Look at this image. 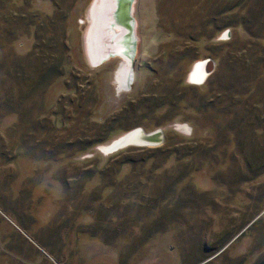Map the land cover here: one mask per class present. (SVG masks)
<instances>
[{
	"label": "rangeland",
	"instance_id": "1",
	"mask_svg": "<svg viewBox=\"0 0 264 264\" xmlns=\"http://www.w3.org/2000/svg\"><path fill=\"white\" fill-rule=\"evenodd\" d=\"M92 1L0 0V264H255L264 0H131L127 87ZM135 128L161 140L102 151Z\"/></svg>",
	"mask_w": 264,
	"mask_h": 264
},
{
	"label": "bare ground",
	"instance_id": "2",
	"mask_svg": "<svg viewBox=\"0 0 264 264\" xmlns=\"http://www.w3.org/2000/svg\"><path fill=\"white\" fill-rule=\"evenodd\" d=\"M122 2L123 0L92 1L88 11L89 26L85 35V46L88 59L92 64H96L102 57H106L109 49H112L117 55H121L122 62L116 70L115 80L118 87H127L132 78L130 60L135 50L130 40L133 38L135 42V36L123 24L122 29L108 25V21L110 20L108 16L113 10L115 11L116 9V14L120 11V15L122 16V11L124 10L121 9ZM112 55L114 54H110L107 57ZM206 68L208 69L206 60H198L195 62L188 73L190 81L201 82L207 74L208 70ZM159 137L157 130L149 133L143 131L141 128H135L115 137L110 143L102 144L100 147L103 152L107 153L127 144H154L160 141ZM119 143L121 145H118Z\"/></svg>",
	"mask_w": 264,
	"mask_h": 264
},
{
	"label": "water",
	"instance_id": "3",
	"mask_svg": "<svg viewBox=\"0 0 264 264\" xmlns=\"http://www.w3.org/2000/svg\"><path fill=\"white\" fill-rule=\"evenodd\" d=\"M130 6H131V0H123L122 2V5H121V9H124L122 11V16L120 15V11H118V14H116V9L115 11L113 10L109 16H108V19L110 18V20L108 21V25H110V27H118L120 29H122L123 25L126 26L127 29H129L130 31L133 32V29H132V22H133V19L131 18L130 16ZM123 24V25H122ZM132 35V34H131ZM110 42V41H109ZM131 44L135 46L134 44V41H133V38L132 40H130ZM110 54H116L115 52L112 51V49H109V52L106 53V57H102V59H100L98 61V63L103 60L104 58H107L108 55ZM208 62L209 60H206V63H207V67L209 68L208 66ZM207 69V68H206ZM150 133V132H149ZM157 133L159 134V140H161V130L158 129L157 130ZM118 145H121V143H119ZM116 145V146H118ZM118 148V147H117ZM115 148V149H117ZM255 264H264V257L261 258L259 261H257Z\"/></svg>",
	"mask_w": 264,
	"mask_h": 264
}]
</instances>
